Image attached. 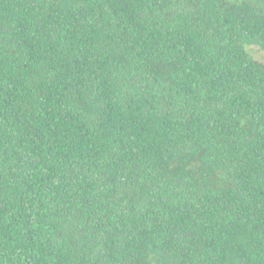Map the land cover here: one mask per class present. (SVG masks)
Wrapping results in <instances>:
<instances>
[{
  "label": "trees",
  "instance_id": "16d2710c",
  "mask_svg": "<svg viewBox=\"0 0 264 264\" xmlns=\"http://www.w3.org/2000/svg\"><path fill=\"white\" fill-rule=\"evenodd\" d=\"M264 0H0V264H264Z\"/></svg>",
  "mask_w": 264,
  "mask_h": 264
},
{
  "label": "rangeland",
  "instance_id": "374dc122",
  "mask_svg": "<svg viewBox=\"0 0 264 264\" xmlns=\"http://www.w3.org/2000/svg\"><path fill=\"white\" fill-rule=\"evenodd\" d=\"M249 51L257 61L264 62V51L258 46H250Z\"/></svg>",
  "mask_w": 264,
  "mask_h": 264
}]
</instances>
